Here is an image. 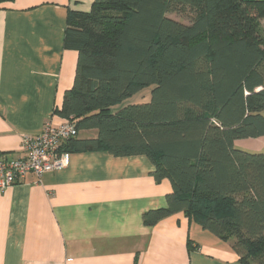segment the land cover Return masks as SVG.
Instances as JSON below:
<instances>
[{"label": "trees", "instance_id": "1", "mask_svg": "<svg viewBox=\"0 0 264 264\" xmlns=\"http://www.w3.org/2000/svg\"><path fill=\"white\" fill-rule=\"evenodd\" d=\"M263 28L264 1L96 0L68 13L77 64L54 111L77 136L97 131L61 152L144 156L155 182L169 181L167 206L143 225L183 213L240 264H264V152L234 145L264 136ZM148 87L149 103L111 111Z\"/></svg>", "mask_w": 264, "mask_h": 264}, {"label": "crops", "instance_id": "2", "mask_svg": "<svg viewBox=\"0 0 264 264\" xmlns=\"http://www.w3.org/2000/svg\"><path fill=\"white\" fill-rule=\"evenodd\" d=\"M95 1L0 4L1 156L22 158L25 137H38L49 121L65 122L54 111L72 88L77 64V53L64 48L67 16L89 12ZM152 89L111 111L149 103ZM96 138V130L77 136ZM153 171L144 156L94 151L70 153L62 169L39 178L27 174L0 192V264H240L229 243L183 213L143 225V214L164 209L171 193L169 181L155 182Z\"/></svg>", "mask_w": 264, "mask_h": 264}, {"label": "built area", "instance_id": "3", "mask_svg": "<svg viewBox=\"0 0 264 264\" xmlns=\"http://www.w3.org/2000/svg\"><path fill=\"white\" fill-rule=\"evenodd\" d=\"M76 136L77 130L70 122L53 125L49 121L38 137L22 140V158L9 160L0 155V192L18 184L29 173L39 178L62 169L69 158L68 153L61 152L62 143Z\"/></svg>", "mask_w": 264, "mask_h": 264}, {"label": "rangeland", "instance_id": "4", "mask_svg": "<svg viewBox=\"0 0 264 264\" xmlns=\"http://www.w3.org/2000/svg\"><path fill=\"white\" fill-rule=\"evenodd\" d=\"M169 17L176 19V20L183 21L182 19L176 17L175 15H169ZM183 22H185V21H183ZM263 30H264V28H263ZM138 94L139 93H137L135 96H137ZM235 146L240 148V149H243L244 151L249 152V153H263L264 152V148H263L264 139H261V137L256 138V139H251V138L241 139V140H237L235 142Z\"/></svg>", "mask_w": 264, "mask_h": 264}]
</instances>
